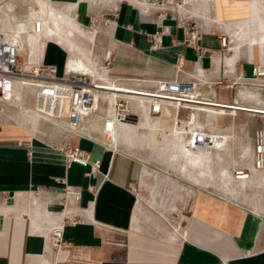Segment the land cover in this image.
<instances>
[{
	"label": "crops",
	"instance_id": "obj_1",
	"mask_svg": "<svg viewBox=\"0 0 264 264\" xmlns=\"http://www.w3.org/2000/svg\"><path fill=\"white\" fill-rule=\"evenodd\" d=\"M5 6L16 31L3 33L24 47L25 69L54 65L62 75L79 58L104 79L144 87L199 79L210 105L237 107L252 145L264 121V84L246 81L253 65L264 63V0H48L51 12L40 33L32 22L15 24L11 3ZM191 31L203 51L183 41ZM222 35L229 39L224 47ZM179 56L184 65L176 72ZM30 92L21 93L19 106L10 107L13 120L0 130V264H264V171L231 186L213 177L235 165L236 144L212 159L211 177L198 181L196 170L156 164L141 138L105 145L101 116L82 125L83 135L65 130V119L34 108ZM29 114L38 116L34 121ZM164 114L159 122L171 123ZM185 119L195 120L193 114ZM224 125L219 133L240 139ZM62 139L101 159L97 177L77 163L64 165L53 149ZM66 185L79 197L66 195ZM62 219L65 243L54 249L49 231Z\"/></svg>",
	"mask_w": 264,
	"mask_h": 264
},
{
	"label": "built area",
	"instance_id": "obj_2",
	"mask_svg": "<svg viewBox=\"0 0 264 264\" xmlns=\"http://www.w3.org/2000/svg\"><path fill=\"white\" fill-rule=\"evenodd\" d=\"M150 1L155 4L159 0ZM42 26V20L36 19L35 32L40 33ZM197 39V32L191 31L187 33L183 41L203 51L196 45ZM228 40V35H222L220 37L221 46H226ZM152 46L156 47V44ZM183 65L184 58L179 56L175 71H181ZM258 77H264V63L253 65L252 76L246 82L255 85L264 84V81H257ZM112 81L113 84L128 85L127 82L124 83V80L113 79ZM100 82L102 81L97 76L82 71L66 69L62 75H57V68L54 65L37 64L25 69L21 60L19 43L0 30V130L8 121L13 120L7 114L4 105L15 98L17 86H20L23 93L31 91L33 106L37 111L52 119L64 118L67 122L64 129L73 131L76 135L84 134L82 123L91 115L101 116V130L108 139L113 137L121 123L138 122L145 111L157 117L165 113L167 108H171L175 111L173 124L185 129L184 133L189 137L188 145L192 149L212 147L213 141L208 127L198 123L197 120L182 123L178 117L181 108L194 110L196 108L190 106L191 103L203 98L199 92V79L174 77L167 80L150 81L147 86L137 89L122 88L135 90L136 97L120 87V89L106 88ZM108 93L111 95V100ZM139 96L143 99L137 98ZM109 102L112 113H104L103 110ZM104 144L110 146L109 141ZM53 149L62 155L66 167L77 163L85 168V175L89 178H95L100 173L101 159H91L90 153L79 145L62 139ZM32 153V145H30L28 154L32 155ZM251 166L255 170L264 171V121L252 135ZM250 174L251 169L242 164H237L232 169L234 181L248 180ZM89 188L94 190L92 185H89ZM64 192L66 195L73 194L76 197L80 195L79 190H74L67 185L64 187ZM80 221L81 219H77L72 223ZM64 227L65 221L62 219L50 228L49 242L54 249H59L65 243Z\"/></svg>",
	"mask_w": 264,
	"mask_h": 264
},
{
	"label": "bare ground",
	"instance_id": "obj_3",
	"mask_svg": "<svg viewBox=\"0 0 264 264\" xmlns=\"http://www.w3.org/2000/svg\"><path fill=\"white\" fill-rule=\"evenodd\" d=\"M34 2V8H31L30 6V11L26 14V16H24V19H21L18 17L17 13H16V9H15V2H11V7L14 9L13 11V18H14V22L17 25H20L21 27H26L27 25L29 26L30 23H33V31H35V27H34V22L36 19H41L43 22V30L46 27L47 24V18L50 14V9L48 6V0H33ZM0 12L3 14V17L0 16V30L4 33H15L16 29L14 26V23L11 21V14L10 11L8 10V8L4 5V9H0ZM18 12V11H17ZM48 29V28H47ZM49 31V30H48ZM10 37V36H9ZM12 38L14 41L15 39L13 37ZM16 42V41H15ZM20 48V52H22L24 50V47L22 46V44L19 45ZM72 68L68 69V70H74V71H82L84 73L90 74L92 76H97V78L99 80H101L102 82H100L104 87L106 88H110V89H122V88H127V89H137V88H141L143 86L140 85V83H133V84H128V85H124V84H113V81L111 79H104L101 76H99L97 74L96 71H91L89 70V68L85 65V63L77 58L75 59L72 64H71ZM120 87V88H119ZM124 91L129 92L130 95H135V90H125L122 89ZM22 91H21V87L17 86V89L15 91V98L10 101L9 103L5 104V109L7 111V114L10 116V107H18L19 104H17V102L20 100V95H21ZM108 93V97L111 100V95ZM202 97L203 95L200 94ZM206 96V95H204ZM136 97V95H135ZM139 99H143L142 96L137 97ZM187 103V102H186ZM235 105L239 104V99H235V101L233 102ZM192 106L196 109L191 110L190 113L193 112V116L194 119L198 121V123H200L199 120V115H200V111H198L197 109H204V113L206 114L205 118H207V122L212 124L211 125V136H212V141H213V145L211 148H205V149H192L189 145H188V139L189 137L186 136L185 129L183 128H179L177 127V125L173 124V121L171 123H165L162 122L160 123V118L157 117H153L152 115L148 114L147 111H145L141 118L139 119L138 122H133V123H121L118 128L116 129L113 137H109L107 139V137L105 135H103L102 130H101V137L105 140V141H109L112 144H122V145H127L126 143H132V141L134 139L137 138H141L144 140L145 143V147L151 151H155L160 150L162 151V153L164 152L166 154L167 157H169L171 159V161L175 162L176 165H178V167H180V169H193L196 170L198 175L200 176V178H206V177H211V173H210V159L212 155H219L222 150H228L230 149V146L232 144V139L230 138L231 134H220L217 133L219 131H215L214 130V123L212 122V120L209 117V112L211 110H215L213 109L212 105H210V103L206 100L205 97H203L202 99L196 100L195 102L191 103ZM215 105V104H214ZM221 106V105H219ZM215 108V107H214ZM228 108V107H227ZM224 108H222L221 110H223ZM237 109V108H236ZM107 112L110 114L112 113V107L111 104L109 102V104L106 107ZM252 110V109H251ZM191 115V114H190ZM37 114H29L28 118H31L32 120H36L37 118ZM91 117H96V115H91L88 118L84 119L82 125L86 122V123H93L91 121ZM168 118L170 119H174L175 118V111L174 113L171 112L170 108H167L164 114V118H162L163 120H167ZM61 121L63 122L64 118L61 119H57V121ZM182 123L185 122V120H182ZM141 123V125H140ZM66 124L67 122H65V126L64 128H66ZM87 125V124H86ZM123 125V126H122ZM138 126V128H136V126ZM140 125V126H139ZM107 141V142H108ZM238 140H236L237 142ZM140 143V142H139ZM238 145V149L240 151V153L244 154L245 157H250L251 158V143L248 140L242 141L239 140L237 142ZM237 165V164H236ZM236 165H234L233 167H235ZM248 168L251 169V174L250 176L256 171L259 172L258 170L253 169V167L251 166V162L250 164H242ZM233 169V168H232ZM219 174H222V176L224 177L223 182L225 181H229L230 183L228 184V186L233 185L234 180L232 178V170H227L226 168H222L220 169V171L218 172ZM255 176V175H254ZM250 178V177H249ZM255 178V177H253ZM228 183V182H227ZM226 183V184H227ZM231 190V189H230Z\"/></svg>",
	"mask_w": 264,
	"mask_h": 264
},
{
	"label": "rangeland",
	"instance_id": "obj_4",
	"mask_svg": "<svg viewBox=\"0 0 264 264\" xmlns=\"http://www.w3.org/2000/svg\"><path fill=\"white\" fill-rule=\"evenodd\" d=\"M15 2L16 4H15V9H16V13H17V15H18V17L19 18H21V19H24L25 17L24 16H26V14L30 11V6H31V8H34V2H33V0H0V9H4V5L5 4H10L11 2ZM18 11V12H17ZM24 15V16H23ZM0 16H2L3 17V14L0 12ZM21 60H22V62H23V56H22V54H21ZM190 106H192V104L190 105ZM213 109H215V110H211L210 112H209V117H210V119L212 120V122L214 123V130L216 131V130H218L219 128H222L223 126H225L224 124H225V122H229V124H230V126H232V128L230 129V132H235V133H238L239 134V137H240V139L239 140H242V141H245V140H248L249 141V139H247V137H246V135L244 134L245 132H244V130H243V122H244V120H245V118L242 116V117H239L238 115V113L239 112H237L238 110L236 109L237 107H232V108H230V109H223V110H220L219 109V107H212ZM170 110H171V112L172 113H174V110L173 109H171L170 108ZM198 111H200V115H199V120H200V124H202V125H204L205 127H208V128H210V126L212 125H210V124H208V122H207V118H205V116H206V114L204 113L205 111H204V109L202 110V109H197ZM190 109L189 108H187V111H186V113H184V114H182V115H180V119H182V120H186L185 119V116L188 114V116H189V114H193V112L192 113H190ZM222 111V112H221ZM194 117V116H193ZM251 118V117H250ZM246 119H247V117H246ZM261 119V118H260ZM251 120V119H250ZM45 122H47V121H45ZM198 122V121H197ZM262 122V121H261ZM42 124H44V121H40L39 123H38V128L40 129V125H42ZM210 125V126H209ZM217 132V131H216ZM217 133H219V132H217ZM220 134H227V133H220ZM231 134V135H230ZM229 135L232 137L231 139H232V144H231V146H230V150H231V148H233V145L234 144H236V147H237V152H236V155H235V157H236V162H235V165L236 164H250V162H251V158L249 157H245V155L244 154H242V153H240V151H239V149H238V145H237V142L239 141H237L236 142V140L234 139V135L232 134V133H230ZM149 150V149H148ZM229 150V149H228ZM228 150H226V151H228ZM150 151V153H153V157H154V162L156 163V164H159V165H161V166H163V167H170V168H176V167H178V165H176V163L175 162H173V161H171V159L169 158V157H167L166 156V154L163 152L162 153V151H160V150H155V151H151V150H149ZM225 150H222V152L219 154V155H213V158H212V156H211V159H210V164H211V161H213L214 159H215V162H216V158H222V153L224 152ZM141 158L142 159H144L143 160V163L147 166V164L148 163H150V161H148L147 160V158H144L143 156H141ZM213 159V160H212ZM225 164H227V165H229L230 164V162L229 163H225ZM233 164H231L230 166H229V168L228 167H225L227 170H232V168H233ZM187 170H188V168H186ZM185 169V170H186ZM185 170L183 169V171H184V174L186 173L185 172ZM187 173H189V172H187ZM214 178H217L218 180H222L223 181V179H224V177L222 176V174H219L218 172H216V173H214V176H213ZM199 179H197L198 181L201 179L200 178V176L198 177ZM228 182V183H227ZM225 183H227L226 185L228 186V184L230 183L228 180L227 181H225Z\"/></svg>",
	"mask_w": 264,
	"mask_h": 264
},
{
	"label": "water",
	"instance_id": "obj_5",
	"mask_svg": "<svg viewBox=\"0 0 264 264\" xmlns=\"http://www.w3.org/2000/svg\"><path fill=\"white\" fill-rule=\"evenodd\" d=\"M134 119H135V117H134Z\"/></svg>",
	"mask_w": 264,
	"mask_h": 264
}]
</instances>
